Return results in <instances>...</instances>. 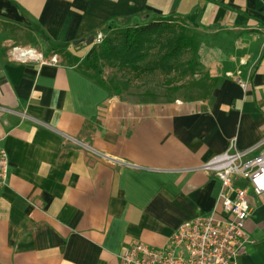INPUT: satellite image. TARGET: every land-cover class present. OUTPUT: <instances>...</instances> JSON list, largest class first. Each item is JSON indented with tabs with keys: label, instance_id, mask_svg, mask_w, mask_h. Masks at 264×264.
Masks as SVG:
<instances>
[{
	"label": "crops",
	"instance_id": "0c3cea01",
	"mask_svg": "<svg viewBox=\"0 0 264 264\" xmlns=\"http://www.w3.org/2000/svg\"><path fill=\"white\" fill-rule=\"evenodd\" d=\"M167 17L219 34L206 99L130 100L68 59L90 36ZM263 138L264 0H0V264H120L134 240L164 247L216 207L220 181L202 166ZM239 184L252 211L238 260L264 264V192Z\"/></svg>",
	"mask_w": 264,
	"mask_h": 264
},
{
	"label": "built area",
	"instance_id": "2783aa9c",
	"mask_svg": "<svg viewBox=\"0 0 264 264\" xmlns=\"http://www.w3.org/2000/svg\"><path fill=\"white\" fill-rule=\"evenodd\" d=\"M104 38L103 33H98L94 45H100ZM37 55L32 49L20 47L11 51V56L18 60L38 58ZM52 62H57V58L53 57ZM239 83L247 89L248 82L239 80ZM263 147L264 138L246 149L237 148L233 140L225 152L212 157L202 166L220 181L217 204L211 215L185 221L161 248L132 241L122 252L120 264H241L238 256L248 241L245 229L252 206L248 190L239 182L246 180L257 194L264 192ZM8 169V154L0 146V189L6 183Z\"/></svg>",
	"mask_w": 264,
	"mask_h": 264
},
{
	"label": "rangeland",
	"instance_id": "374dc122",
	"mask_svg": "<svg viewBox=\"0 0 264 264\" xmlns=\"http://www.w3.org/2000/svg\"><path fill=\"white\" fill-rule=\"evenodd\" d=\"M178 22L182 23V21ZM188 28L190 33H196L199 49L197 52H185L177 63L179 69L170 73L156 70L137 75L133 71L120 69L107 61H101L103 79L110 89L118 88L120 95L134 101L172 102L175 100L197 101L206 99L222 76L224 65L222 42L216 32L212 31L213 35H210L207 30L194 29L190 26ZM19 33L28 35L25 30H19ZM34 39L36 43H40V38L37 35ZM93 46L95 45L83 47L81 53L90 51ZM14 47L16 46H12V48ZM66 52V50L58 52L64 61L67 60ZM192 59L195 60L196 65L190 68L187 61ZM87 74H93V72H87Z\"/></svg>",
	"mask_w": 264,
	"mask_h": 264
},
{
	"label": "trees",
	"instance_id": "16d2710c",
	"mask_svg": "<svg viewBox=\"0 0 264 264\" xmlns=\"http://www.w3.org/2000/svg\"><path fill=\"white\" fill-rule=\"evenodd\" d=\"M167 17L147 24L129 26L120 31L106 34L100 45L91 48L82 59L68 58L96 79L103 87L109 88L102 77L101 61H107L120 69H127L137 75L156 70L168 73L179 69L177 64L187 51L197 52L199 45L195 32L190 33L189 26L182 21ZM193 68L195 60L187 61ZM119 94V89L114 90Z\"/></svg>",
	"mask_w": 264,
	"mask_h": 264
},
{
	"label": "water",
	"instance_id": "95a60500",
	"mask_svg": "<svg viewBox=\"0 0 264 264\" xmlns=\"http://www.w3.org/2000/svg\"><path fill=\"white\" fill-rule=\"evenodd\" d=\"M92 44H94V36H90V38L85 42V45H92Z\"/></svg>",
	"mask_w": 264,
	"mask_h": 264
}]
</instances>
